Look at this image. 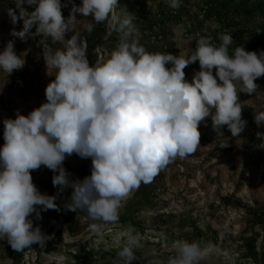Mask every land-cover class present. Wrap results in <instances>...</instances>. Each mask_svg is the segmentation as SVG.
Here are the masks:
<instances>
[{"label": "clouds", "instance_id": "9594fccd", "mask_svg": "<svg viewBox=\"0 0 264 264\" xmlns=\"http://www.w3.org/2000/svg\"><path fill=\"white\" fill-rule=\"evenodd\" d=\"M13 3L7 9L10 22L15 26L22 21V28L13 27L11 35L21 41L43 37L45 74L54 77L45 87V102L27 115L17 112L14 119L3 120L0 239L14 251L33 244L43 247L50 239L29 219L33 213L40 217L38 209H57L56 196L41 193L33 182L31 173L42 166L53 173L58 192L72 189L65 207L85 213L89 233L102 237L109 225L119 222L121 209L141 184L152 183L177 158L197 152L199 125L206 124V118L222 135L225 126L234 138L243 132L246 121L239 93L257 92L255 81L264 76V51L238 46L229 54L233 36L221 33L219 46L201 36L190 55L149 52L139 42L132 15L117 11L118 0L73 3L67 18L62 0ZM165 3L174 10L181 7V0ZM77 14L91 17L83 25L88 35L100 23L118 34L108 58L90 64L87 38L76 29ZM56 44L62 47L53 48ZM26 55L27 51L18 55L9 40L0 50V73L7 78L22 69ZM197 61L199 71L189 82L184 70ZM254 120L257 126L264 125V107L254 112ZM228 146L227 139L220 145ZM73 154L91 159L89 176L72 178L64 162ZM133 233L132 228L126 231L123 244L120 236L114 237L124 264L136 260L140 237ZM172 247L170 255L156 256L148 264H200L213 245L178 240Z\"/></svg>", "mask_w": 264, "mask_h": 264}, {"label": "rangeland", "instance_id": "374dc122", "mask_svg": "<svg viewBox=\"0 0 264 264\" xmlns=\"http://www.w3.org/2000/svg\"><path fill=\"white\" fill-rule=\"evenodd\" d=\"M200 1L203 0H192V10L189 15H194L193 20L189 19L187 15L183 19L184 21L168 24V32L172 33L174 38V42H172L174 45L172 49L175 50L174 55H190L191 51L195 50L194 40L186 37L185 34L188 23L197 19L194 10L196 3H201ZM75 2L79 6L82 0H75ZM157 4L156 0H139L137 3L123 0L117 11L121 15L130 13L134 24L137 25L138 16L135 13L138 9L145 8L148 11L152 8L155 9ZM77 19V31L87 38L88 34L84 32L83 25L91 21V17H82L77 14ZM198 19L202 18L198 17ZM206 25L214 29L217 24L214 21H208ZM68 35L70 37L71 33ZM39 43L41 42L38 40ZM44 43L47 41L45 40ZM106 46L101 45L90 51V54L102 55V59H106L113 51ZM58 47H62V45H53V48ZM43 48L44 46L41 45L34 52V57L40 62L42 70L41 78L34 83L35 88L38 89L37 94H33L30 89L20 93L19 88L15 90V87H11V91L4 90V93H0V147L4 144L3 120L5 118L14 119L17 112L27 115L46 101L44 90L54 77L45 74ZM29 55L31 54L27 52V59ZM196 63L199 65L198 61ZM23 68V74L31 73L28 64H25ZM6 79L4 76L3 80ZM255 83L259 86V90L264 91V76L258 78ZM16 86L18 87V85ZM241 94L248 95L243 92ZM260 134H264V132ZM206 137H204L206 140L200 143V148L192 156L185 159L177 158L175 162L160 171L161 186L156 189L153 197L159 206L157 209H147L136 215V221L144 226L147 233L152 234L154 239L141 236L140 246L134 249L140 254L134 252L136 260L132 264H148L156 256L167 257L173 251V245H168L166 242L167 234L173 232L174 235L182 237L192 235L195 233V225L205 232H209V227H211L216 236V239L211 241L212 250L200 264H263L261 261L254 262L245 258L244 239L251 237L255 232L260 233L257 250L260 254L264 252L261 247L264 229L260 223L252 220L253 216L247 210L249 207L264 206V143L259 144L257 140H249L243 135L229 139L232 150L227 149L225 152H219V146L213 148L215 143L208 142ZM64 167L71 173L72 178L83 179L91 174V159H82L73 154L66 158ZM31 174L33 182L41 193L56 196L57 209L47 211L38 209L39 218L35 213L29 217L33 221V227L39 226L50 239L43 247L33 244L31 248L26 249L20 263L8 256L11 247L6 239H0V264H124L117 254L120 248L114 244V237L120 236L121 244H123L124 234L129 228H132L131 225L119 227L109 225L102 237L89 233L90 221L86 214L80 211L73 212L65 207V203L70 199L72 189L67 188L63 192H58L55 187H53L54 190L47 188L48 184L53 186V173L46 167L42 166ZM137 190L126 201L121 211L127 206ZM227 197H232L233 202L226 204L224 199ZM68 213H73L76 216L77 233L75 234H71L67 229L65 215ZM58 232H62V243L56 252L47 253L46 245ZM138 236L140 237L139 234ZM86 241H92L91 245L95 247L92 258L87 257L84 260L70 252L81 249ZM146 241L151 243H146ZM76 253L79 255L78 252Z\"/></svg>", "mask_w": 264, "mask_h": 264}, {"label": "trees", "instance_id": "16d2710c", "mask_svg": "<svg viewBox=\"0 0 264 264\" xmlns=\"http://www.w3.org/2000/svg\"><path fill=\"white\" fill-rule=\"evenodd\" d=\"M128 2H139V0H126ZM158 4L155 9H146L139 8L135 13L137 17L136 26L139 32V42L142 44L147 51L149 52H165L164 48L159 45H152L147 43L149 33L154 31L156 27L159 28L161 34L167 36L169 34L168 24L172 22H181L185 16L188 15L189 19L193 20L194 15H189L192 7V0H181V7L177 10L169 8L165 0H156ZM119 4L123 0H118ZM201 2V1H200ZM78 6V3L75 0H62V4H66V7L62 8V14L65 18L68 17L72 4ZM30 8V7H29ZM195 15L197 19L191 21L192 29H189L188 32L202 31L204 32L203 36L211 38L214 45L219 46L221 41L219 40V35L221 33H228L233 36V43L229 46V54L234 52V49L238 46H244L246 51H256L257 53L264 51V0H203L201 3L197 2L195 5ZM32 9V8H30ZM171 11H177V14L171 13ZM198 17L202 19H198ZM214 21L217 25L216 27L209 28L206 25V22ZM109 35V36H108ZM140 35L142 37H140ZM108 36V37H107ZM107 37V38H106ZM38 40L42 43L43 37L37 36ZM200 38V37H199ZM197 38L194 41L196 46ZM119 36L117 33L112 32L110 34L109 29L106 26V23L94 24L93 31L90 35H87L88 43V59L91 63H94L97 60L96 54H90V51L97 49L101 45H107L106 47L109 50H114L117 46ZM146 42V44L144 43ZM171 49L174 46L172 43H169ZM41 46V44H40ZM167 50L166 52L175 54V50ZM42 76V70L40 68L33 70L29 75L19 72L13 78V85H19L20 93L30 89L33 94H37L38 90L35 88V80L40 79ZM261 78V77H260ZM259 90V89H257ZM242 113V119L249 116V112L244 111ZM249 119V118H248ZM207 123H201L199 125V131L201 136L206 135L209 132L211 127V119L206 118ZM254 123H252V127ZM264 132V125L258 133ZM229 134L230 131H229ZM255 135V139L258 143H264V137ZM228 135V134H227ZM211 139V138H210ZM49 189L54 190L53 186L48 184ZM160 185L159 174L154 178L153 182L147 185L141 184L139 189L133 198L128 202L127 206L120 212L119 222L113 224L114 227L119 226H128L131 225L134 229V235L147 236L149 239H154L152 234L147 233V229L136 221V215L147 209H157L159 203L154 201V194L156 189ZM226 204L233 202L232 197H227L224 199ZM247 209V208H246ZM249 213L253 216L252 220L258 222L264 229V206L259 208L249 207L247 209ZM66 226L68 231L71 234L77 233V219L75 214L68 213L65 215ZM165 222V220H163ZM253 223V222H252ZM195 233L189 234L184 237L174 235L173 232H169L166 236V242L168 245H173L178 240H187L189 242L195 240L203 241H212L216 239L214 230L209 227V232H205L195 225ZM155 234V233H154ZM260 233L255 232L251 237L245 238V258L253 260L254 262L261 261L264 264V252L259 253L258 248V238ZM63 235L62 232H58L54 238L46 245L45 251L47 253H54L58 250L59 245L62 243ZM147 239V240H149ZM263 243L261 247L264 249V235ZM92 241H86L85 245L77 250L70 251L75 253L77 256L83 258L84 260L88 257L92 258L94 256L95 247L91 245ZM146 243H151L146 241ZM28 249V248H27ZM26 251L16 252L12 248L8 251V256L15 260L17 263L22 262L23 254ZM78 252L79 255L76 253ZM138 255L139 252L134 251Z\"/></svg>", "mask_w": 264, "mask_h": 264}, {"label": "crops", "instance_id": "0c3cea01", "mask_svg": "<svg viewBox=\"0 0 264 264\" xmlns=\"http://www.w3.org/2000/svg\"><path fill=\"white\" fill-rule=\"evenodd\" d=\"M25 6H27V5H25ZM9 7H14V5L11 3V0H0V50L3 49V47L5 46V44L9 40H13L15 50H16L18 55L24 51H27V52H29V54H31V55H29L28 59H27V57L25 59H26V64H28V66L30 67V69L29 68L28 69L32 72L33 70L40 68V64H39L40 62L37 61V59L34 57V52H36L41 47L40 43L38 44L37 36L36 37H29V38H27L26 41H21L19 38H16V37L11 35V31H12L13 27H15V29L17 31L21 30L22 21L15 26L10 22V19H9V16L7 13V9ZM33 31H34V29H33ZM23 69L24 68H22L20 70H15L10 76L7 77L6 80H3L4 75L2 73H0V86H2L6 82L3 86V88L0 89V93H4V90H10L11 87H14L15 84L13 85V78L18 73V71L24 73ZM184 71L186 74V79L189 82H191L194 73L199 71V65L197 63H193V64L189 65L188 67H186ZM27 75H29V74H27ZM38 81H39L38 79L35 80V82H38ZM239 98L243 102V106H244V108L242 109V113H245L244 111L249 112V110H250L249 116L247 117V119L246 118L244 119L246 121V126H245L243 132L240 134V136L245 135L249 140H251V139L256 140L254 138L255 135L257 134L256 132H258L260 130V128H262L263 125L257 126V124L255 123V120H254V112L258 108L264 107V91L263 90H257L256 93H253L251 95H249V94L243 95V94L239 93ZM210 123H211V121H210ZM252 123H254L253 127H252ZM221 131L223 132L224 136L219 132V130H217L215 132L211 126L209 132L206 133V135L201 136L200 143L204 142L206 140L204 137L207 136L206 138L209 140L208 142L215 143V146L213 148H216L219 146L218 147L219 152H225L227 149L232 150L230 148L229 139H234V137H232V135L229 134V130L227 129L226 126L223 129H221ZM251 131L253 134L251 133ZM226 139H227V143L229 144V146L228 147H220V145L222 143L226 142ZM213 160H216V159H213Z\"/></svg>", "mask_w": 264, "mask_h": 264}, {"label": "built area", "instance_id": "2783aa9c", "mask_svg": "<svg viewBox=\"0 0 264 264\" xmlns=\"http://www.w3.org/2000/svg\"><path fill=\"white\" fill-rule=\"evenodd\" d=\"M13 2H14V0H11V3L14 5ZM25 7H27L29 11H32L28 6H25ZM171 13L177 14V11H171ZM185 18L186 17H184L183 19H185ZM191 23H192L191 21L188 23L185 35H186V37H189V38H191V39H193L195 41L197 38L203 36L204 32L199 30V31H196V32L189 33L188 30L192 29V24ZM140 37H142V36L140 35ZM44 41H45V39L43 38L42 39V43H40V44L45 47L46 43H44ZM172 42H174V38H173L172 33H170L167 36H165V35L161 34V32L159 31L158 27H156L154 29V31H151L149 33V36H148V39H147V43L152 44V45L162 46L164 48V50H166V51L171 48L169 43H172ZM144 43L146 44V42H144ZM213 44H215V43H213ZM97 57H98L97 60L98 59H102V55H98ZM168 66L170 67V65H168ZM16 85H18V84H15L14 87H15V89H18L19 85H18V87Z\"/></svg>", "mask_w": 264, "mask_h": 264}, {"label": "bare ground", "instance_id": "6f19581e", "mask_svg": "<svg viewBox=\"0 0 264 264\" xmlns=\"http://www.w3.org/2000/svg\"><path fill=\"white\" fill-rule=\"evenodd\" d=\"M134 193V192H133Z\"/></svg>", "mask_w": 264, "mask_h": 264}]
</instances>
